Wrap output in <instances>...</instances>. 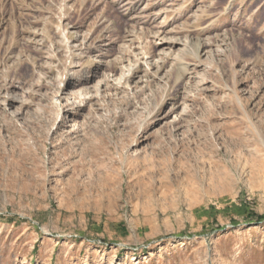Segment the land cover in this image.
I'll return each mask as SVG.
<instances>
[{
    "label": "rangeland",
    "instance_id": "1",
    "mask_svg": "<svg viewBox=\"0 0 264 264\" xmlns=\"http://www.w3.org/2000/svg\"><path fill=\"white\" fill-rule=\"evenodd\" d=\"M0 264H264V0H0Z\"/></svg>",
    "mask_w": 264,
    "mask_h": 264
},
{
    "label": "bare ground",
    "instance_id": "2",
    "mask_svg": "<svg viewBox=\"0 0 264 264\" xmlns=\"http://www.w3.org/2000/svg\"><path fill=\"white\" fill-rule=\"evenodd\" d=\"M125 10H127V11L130 10V6H125Z\"/></svg>",
    "mask_w": 264,
    "mask_h": 264
}]
</instances>
